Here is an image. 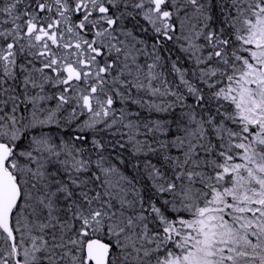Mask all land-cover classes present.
<instances>
[{"label": "snow or ice", "instance_id": "6c2138e0", "mask_svg": "<svg viewBox=\"0 0 264 264\" xmlns=\"http://www.w3.org/2000/svg\"><path fill=\"white\" fill-rule=\"evenodd\" d=\"M0 264H264V0H0Z\"/></svg>", "mask_w": 264, "mask_h": 264}]
</instances>
